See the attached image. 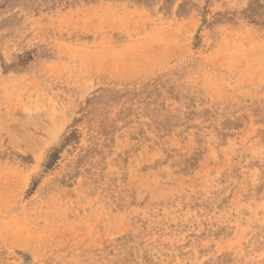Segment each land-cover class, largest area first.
Listing matches in <instances>:
<instances>
[{"label": "rangeland", "instance_id": "obj_1", "mask_svg": "<svg viewBox=\"0 0 264 264\" xmlns=\"http://www.w3.org/2000/svg\"><path fill=\"white\" fill-rule=\"evenodd\" d=\"M0 264H264V0H0Z\"/></svg>", "mask_w": 264, "mask_h": 264}]
</instances>
